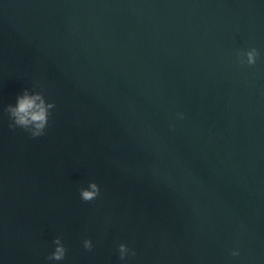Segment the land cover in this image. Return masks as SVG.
Here are the masks:
<instances>
[{"label":"water","instance_id":"95a60500","mask_svg":"<svg viewBox=\"0 0 264 264\" xmlns=\"http://www.w3.org/2000/svg\"><path fill=\"white\" fill-rule=\"evenodd\" d=\"M0 264H264V0H0Z\"/></svg>","mask_w":264,"mask_h":264},{"label":"clouds","instance_id":"9594fccd","mask_svg":"<svg viewBox=\"0 0 264 264\" xmlns=\"http://www.w3.org/2000/svg\"><path fill=\"white\" fill-rule=\"evenodd\" d=\"M37 101H40L37 104ZM13 115L17 118V123L27 124L29 122H35V127L37 129L43 126L45 120V108L42 99L38 95L28 96L24 95L17 100V105L11 110ZM95 186L93 185V188ZM93 193L85 192L83 196L85 198H90ZM62 249L57 248L56 253H54L55 259H60L62 255ZM124 249L121 246V253L123 254Z\"/></svg>","mask_w":264,"mask_h":264}]
</instances>
